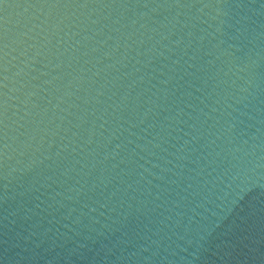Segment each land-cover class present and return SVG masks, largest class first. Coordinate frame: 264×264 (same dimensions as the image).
Returning <instances> with one entry per match:
<instances>
[{"label": "water", "instance_id": "1", "mask_svg": "<svg viewBox=\"0 0 264 264\" xmlns=\"http://www.w3.org/2000/svg\"><path fill=\"white\" fill-rule=\"evenodd\" d=\"M0 264H264V0H0Z\"/></svg>", "mask_w": 264, "mask_h": 264}]
</instances>
